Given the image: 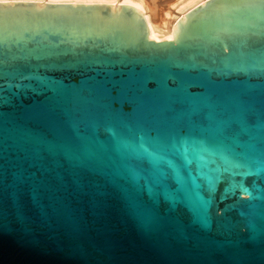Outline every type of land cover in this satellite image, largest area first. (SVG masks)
<instances>
[{"label": "water", "instance_id": "water-1", "mask_svg": "<svg viewBox=\"0 0 264 264\" xmlns=\"http://www.w3.org/2000/svg\"><path fill=\"white\" fill-rule=\"evenodd\" d=\"M147 35L0 2V264H264V0Z\"/></svg>", "mask_w": 264, "mask_h": 264}, {"label": "bare ground", "instance_id": "bare-ground-1", "mask_svg": "<svg viewBox=\"0 0 264 264\" xmlns=\"http://www.w3.org/2000/svg\"><path fill=\"white\" fill-rule=\"evenodd\" d=\"M9 1V0H0ZM13 1H38L40 3H84V4H122L130 5L139 10L145 20L148 35L147 39L151 41H166L172 40L171 28L172 25L182 15L189 10L202 3L203 0H173L168 3L167 7H159L156 18L153 17L152 8L148 0H13ZM153 1V0H152ZM149 2V3H148ZM150 4V5H149ZM153 7V6H152ZM182 13V15H180Z\"/></svg>", "mask_w": 264, "mask_h": 264}, {"label": "rangeland", "instance_id": "rangeland-1", "mask_svg": "<svg viewBox=\"0 0 264 264\" xmlns=\"http://www.w3.org/2000/svg\"><path fill=\"white\" fill-rule=\"evenodd\" d=\"M9 1H13V0H9ZM9 1H0V2H9ZM148 1L150 2V0H148ZM168 1L170 2V0H153V1L151 0V3H150L151 5L150 4L149 5H150V8H152V11H153V14H154L153 15L154 18H156V16L158 15L157 13H155V11L157 10L156 12H158V8L159 7H161V8L162 7H167L168 3H169ZM171 1H173V0H171ZM204 1L205 0H203V2ZM27 2H29V1H27ZM33 2H38V1H33ZM45 3H50V2H45ZM78 4H84V3H78ZM180 15H182V13Z\"/></svg>", "mask_w": 264, "mask_h": 264}]
</instances>
